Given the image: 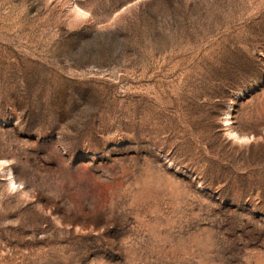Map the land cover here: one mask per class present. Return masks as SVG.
I'll return each instance as SVG.
<instances>
[{
	"label": "rangeland",
	"instance_id": "rangeland-1",
	"mask_svg": "<svg viewBox=\"0 0 264 264\" xmlns=\"http://www.w3.org/2000/svg\"><path fill=\"white\" fill-rule=\"evenodd\" d=\"M0 264H264V0H0Z\"/></svg>",
	"mask_w": 264,
	"mask_h": 264
},
{
	"label": "bare ground",
	"instance_id": "bare-ground-1",
	"mask_svg": "<svg viewBox=\"0 0 264 264\" xmlns=\"http://www.w3.org/2000/svg\"><path fill=\"white\" fill-rule=\"evenodd\" d=\"M227 118H229V115H227ZM228 122L226 121L225 124H227Z\"/></svg>",
	"mask_w": 264,
	"mask_h": 264
}]
</instances>
